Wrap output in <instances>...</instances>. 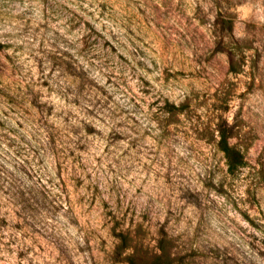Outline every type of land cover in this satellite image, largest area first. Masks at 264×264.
Instances as JSON below:
<instances>
[{"label": "rangeland", "instance_id": "374dc122", "mask_svg": "<svg viewBox=\"0 0 264 264\" xmlns=\"http://www.w3.org/2000/svg\"><path fill=\"white\" fill-rule=\"evenodd\" d=\"M137 2L67 0L74 5L66 8L71 19L60 24L53 20L56 27H51L47 9L35 7L48 0H0V43L5 45L0 49V151L7 141L9 149L18 145L35 152L33 144L49 139L46 124L58 127L69 142L81 127L96 137L76 141L48 167L41 160L35 181L39 187H30L27 194L0 177V264H123L121 258L128 254L119 252L120 234L128 237L127 247L138 254L139 264L152 263L162 236L172 242L177 264H264V191L259 182L253 181L256 186L245 188L239 197L224 186L216 189L223 202H214L207 235L184 239L182 213L169 208L167 215H160L154 203L164 184L161 172L184 162L183 157L168 161L163 144L157 143L154 153L165 159L161 168L153 164V153L136 151L135 141L125 142L119 134H109L110 143L101 139L104 120L96 118L93 101L100 105L103 100L105 109L119 108L130 130L139 123L120 108L137 91L132 83L137 77L130 81L124 75L132 55L126 37L143 45L137 48V67L145 71H151L147 64L155 65V54L164 52V41L141 19L145 9L133 11ZM37 14L45 22L33 28ZM21 35H30V42L13 45ZM33 52L40 55L33 57ZM24 91L34 96L31 108L17 100ZM128 102L139 107L135 99ZM144 138L152 143L147 131ZM129 149L134 162L118 176L114 165L120 157H130Z\"/></svg>", "mask_w": 264, "mask_h": 264}, {"label": "clouds", "instance_id": "9594fccd", "mask_svg": "<svg viewBox=\"0 0 264 264\" xmlns=\"http://www.w3.org/2000/svg\"><path fill=\"white\" fill-rule=\"evenodd\" d=\"M105 2L97 0L98 5ZM35 7L46 8L47 23L56 27L52 21L66 23L71 19L66 8L74 5L67 0H48L47 5ZM131 7L133 11L145 9L141 18L147 21L145 27L164 41L165 48L162 55L155 54V65H146L151 71H145L137 67L141 59L137 48L143 45L135 37H126L127 51L132 55L128 56L124 75L130 81L132 76L137 77L132 81L137 91L134 97L129 93L120 108L134 114L139 123L131 125L130 130L129 121L118 114L119 108L109 105L105 109L103 100L100 105L93 101L96 118L104 120L99 127L101 139L110 143L109 134H119L125 142L135 141L136 151L145 156L150 152L156 156L155 145L162 143L168 161L183 157L184 162L169 164L166 172H161L164 184L154 203L160 215H167L169 208L176 215L182 213L184 239L193 234L203 239L209 231L214 202H223L215 195L216 189L224 186L239 197L245 188L255 187L256 181L264 191V0H138ZM44 22L37 14L32 27ZM136 36L143 33L136 32ZM26 42H30V35L12 41L13 45ZM26 51L31 49L26 46ZM33 98L26 91L17 96L27 108H31ZM35 98L39 104V98ZM132 99L138 108L128 102ZM45 127L49 139L33 144L35 152L22 151L18 145L9 149L7 141L0 151V177L25 190V194L30 187H39L35 181L40 178L41 160L48 167L76 141L85 143L96 138L87 136L81 127L69 142L58 127ZM146 131L152 143L144 138ZM181 148L183 151H179ZM129 153V158L120 157V163L114 165L118 176L126 174L125 166L131 167L134 162L131 149ZM152 162L161 168L165 165V159L158 156ZM25 173L32 174L33 179H27ZM162 240L167 242L168 237L162 236ZM125 251L128 259L121 258L123 264H139L138 254L132 249Z\"/></svg>", "mask_w": 264, "mask_h": 264}, {"label": "trees", "instance_id": "16d2710c", "mask_svg": "<svg viewBox=\"0 0 264 264\" xmlns=\"http://www.w3.org/2000/svg\"><path fill=\"white\" fill-rule=\"evenodd\" d=\"M3 48H5V45L0 43V49ZM118 236L122 240V245L119 248V252L122 254L126 252V249H128V237L123 234H120ZM157 247L159 250V254L153 259L151 264H177V262H179V258L173 254V245L169 239L167 240V242L162 240V238L159 239ZM125 259H128V255H126Z\"/></svg>", "mask_w": 264, "mask_h": 264}]
</instances>
